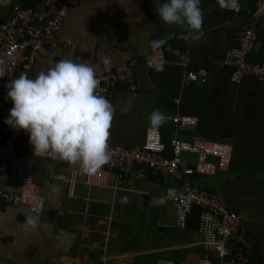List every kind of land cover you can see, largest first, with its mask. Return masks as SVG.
<instances>
[{"label": "crops", "instance_id": "1", "mask_svg": "<svg viewBox=\"0 0 264 264\" xmlns=\"http://www.w3.org/2000/svg\"><path fill=\"white\" fill-rule=\"evenodd\" d=\"M42 1L11 0L0 5V23L14 5L29 7ZM256 1L240 0L241 9L233 12L226 0H200L201 30L193 35L159 18L155 9L164 0H81L69 9L50 54L15 77L25 72L34 78L61 58L88 63L102 72L131 70L139 78L135 90L120 82L104 96L114 107L107 145L141 143L153 126L149 122L153 110L165 118L158 127L166 144L174 136L231 144L227 170L195 173L190 180L221 196L237 212L238 232L246 240L250 260L264 264V80L247 76L239 84L230 81L234 67L230 52L243 26L256 27L250 60L264 61V15L254 20L251 14ZM156 47L163 49L165 58L160 67L152 68L144 59ZM190 71L205 75L186 79ZM11 107L7 99L0 108L2 120ZM184 115L194 117L196 123L182 127L172 119ZM19 144L32 152L28 136ZM35 159V180L45 207L40 214L24 204L0 207V264H200L206 256L220 264L217 254L200 243V209L189 212L182 230L158 226L160 221H175L176 204L152 205L151 197L169 185L180 186L174 177L136 166L115 180L117 188L79 184L80 196H71L67 178L78 164L46 155ZM187 162L193 165L194 157L187 156ZM0 186L11 191L20 188L11 171L0 173ZM28 218L35 224H28Z\"/></svg>", "mask_w": 264, "mask_h": 264}, {"label": "built area", "instance_id": "2", "mask_svg": "<svg viewBox=\"0 0 264 264\" xmlns=\"http://www.w3.org/2000/svg\"><path fill=\"white\" fill-rule=\"evenodd\" d=\"M11 0H0L5 6ZM81 0H43L36 6L14 5L7 17L0 23V108L6 103L5 85L12 80L19 70H29L37 65L41 56H47L56 46L57 35L71 7ZM227 7L233 12L241 9L240 0H226ZM254 20L264 15V0H257L251 11ZM256 40L255 25L243 26L237 38V45L231 50L234 67L230 76L233 84H239L250 76L264 80V61H252L249 53ZM165 55L160 47L154 48L144 59L152 68L160 67ZM99 83L96 92L105 96L113 92L118 83H124L129 90L138 87L139 78L131 71L102 72L94 70ZM202 72L190 71L186 79L198 80ZM205 77V76H204ZM204 79V78H203ZM174 122L182 127L196 123L192 116H174ZM28 136L23 129H14L0 118V173L11 171L20 188L11 191L0 186V207L24 204L36 214L43 212L45 197L41 194L35 180V154L24 151L19 141ZM110 158L94 173L81 177L80 167H74L67 178L69 194L80 196L77 186L117 188L116 179H123L136 166L147 167L153 172L174 177L176 183L167 186L161 194L151 197L152 205H164L169 201L176 204V219L173 223L158 222V226L182 230L187 226V217L193 208L201 210L203 239L200 243L207 250H212L220 259V264H254L246 250V240L239 234L241 218L232 210L224 199L213 193L205 192L195 186L190 176L198 173L215 175L229 168L232 160V145L214 139L194 136L183 140L177 136L166 144L157 126H149L144 140L139 144L108 145ZM46 156L55 161L60 158L49 153ZM187 156L195 159L188 164ZM236 244L231 248V239ZM200 264H213L206 256Z\"/></svg>", "mask_w": 264, "mask_h": 264}, {"label": "clouds", "instance_id": "3", "mask_svg": "<svg viewBox=\"0 0 264 264\" xmlns=\"http://www.w3.org/2000/svg\"><path fill=\"white\" fill-rule=\"evenodd\" d=\"M199 5L200 0H164L155 11L164 23L196 35L203 16ZM98 83L91 65L67 58L34 78L21 72L5 85L12 107L4 123L27 131L33 154L54 153L78 164L82 172L94 173L110 158L107 137L114 112L111 102L96 92ZM164 119L158 110L149 115L153 126ZM27 223L34 225L35 220L28 218Z\"/></svg>", "mask_w": 264, "mask_h": 264}]
</instances>
